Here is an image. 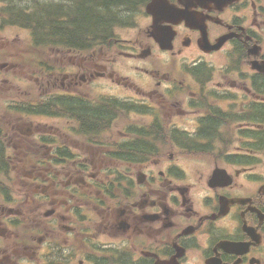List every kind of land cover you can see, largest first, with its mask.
<instances>
[{"label": "flooded vegetation", "instance_id": "1", "mask_svg": "<svg viewBox=\"0 0 264 264\" xmlns=\"http://www.w3.org/2000/svg\"><path fill=\"white\" fill-rule=\"evenodd\" d=\"M167 4L187 9L195 19L194 24L170 23L166 19H176L172 15L159 19L161 28L173 31L170 54L185 61L188 51L196 52L187 62L190 66L181 70L166 64L163 72L150 68L153 62L148 59L153 58L157 44L147 27L130 34V39H115L114 51L104 52L112 43L108 40L106 46L82 58L77 63L80 68L65 75H73L69 85H78L80 77L96 94L89 99L82 88L75 89L73 96L87 99L73 106L79 113L75 120L82 131L100 128L110 138L122 135L127 144L150 138L200 139L209 154V169L219 166L233 171L231 184L209 189L208 181L177 183L171 177L173 154L154 160L156 169L150 170L145 182L120 171L134 188L122 202L116 221L107 224L110 231L106 233L117 238L120 246L134 249L138 263L129 262L117 243H103L99 234L93 239L99 244H78L80 212L91 208L94 218L102 212L100 204L115 203L118 193L112 178L116 175L109 172L119 161L99 158L100 163L81 169L77 160L63 157L58 145L21 131L24 145L14 161L28 169L23 185L32 187L25 199L26 219L33 223L41 215L47 218L40 230L28 226L21 246L30 255L27 264H141L145 259L141 254L151 256L147 264H264V196L255 188L257 183L264 184V171L256 165L232 163L228 153L225 160L215 159L220 148L231 147L235 141H241L238 149L246 145L243 121L253 119L254 103L264 107V96L256 92V87L264 85V72L257 68L264 66V0H168ZM223 37L226 40L219 49L203 52V42L212 45ZM119 41H130L131 52ZM143 50L148 52L145 57ZM215 54L221 64L214 74L205 57ZM111 88L117 90L111 93ZM186 93L192 99L183 110L181 98ZM110 98L129 107L128 113L142 111V115L132 116L125 127L129 117L121 122L124 109L113 116ZM174 114L186 118L180 123L172 119ZM137 135L145 137L130 139ZM249 150L254 151L252 144ZM130 165L137 167L134 162ZM193 180L190 167L188 181ZM223 197L237 202L227 204ZM57 251L64 259L49 260Z\"/></svg>", "mask_w": 264, "mask_h": 264}, {"label": "rangeland", "instance_id": "2", "mask_svg": "<svg viewBox=\"0 0 264 264\" xmlns=\"http://www.w3.org/2000/svg\"><path fill=\"white\" fill-rule=\"evenodd\" d=\"M16 3V0H15ZM3 7L0 4V11ZM4 16L0 13V19ZM148 20L144 15L138 17L137 25L138 27H143ZM126 24H129L127 22ZM18 25H9L5 21H0V64L1 63H13L17 67L4 68L0 70V126H5V132L10 135V133H18V129L14 123H19L21 128H31L33 131L38 133L48 134L52 133L53 136L48 138L52 142H56L54 134H63L66 130H62L58 123V120L51 119L50 117L44 116H34L22 111L18 108L24 104L37 102L44 100L42 96L41 89L36 83L35 77L40 75V67L44 66L49 73L51 83L55 82V77L58 72V66L61 64V54L62 51H58L56 48H47L44 51H38L37 48H32L30 45V40L28 37V32L18 28ZM134 32V28L119 27L116 33L122 37L121 34L130 35ZM112 51H114L115 44L111 43ZM99 47V46H98ZM104 51V50H103ZM157 54L155 59L149 58L148 61H152L153 65H148L150 68L158 69L163 72L166 64L170 65L171 68L186 70L190 64L187 62L193 58L196 54L194 50L188 51L186 53L187 60L183 61L180 57L170 54L171 50L166 47L158 46L155 50ZM205 59L208 61L209 65L212 66L214 74L217 72L218 65L221 64V57L216 54L213 56H206ZM66 62L68 60L66 59ZM70 63V62H69ZM231 65V61L229 60ZM9 65V64H8ZM55 74V75H54ZM218 81V79H215ZM86 85L83 86L85 88ZM41 97V98H40ZM14 106L16 110H11L9 106ZM122 116L125 118L127 113H123ZM123 119V118H122ZM57 121V122H56ZM58 125V126H57ZM10 144L7 145L8 152H16L15 145L16 140H19L18 134L13 137ZM79 140H64L65 147L74 148ZM210 159L201 155L195 157H189L185 162H182L183 172L179 173L185 179L190 177V165L193 168V181L191 183H196L198 181H203L205 174L208 172ZM195 169L198 170V174ZM134 169H128L130 172ZM212 172H209L211 175ZM10 176H13L11 174ZM7 183L10 186L9 194L12 201L2 200L5 206H14L22 210V196L20 192H23L22 181L18 178V181ZM7 196V193L5 191ZM8 198V197H7ZM26 203V202H24ZM106 211H102L96 215L99 221L104 220V215ZM25 227H19L16 232L21 236H25Z\"/></svg>", "mask_w": 264, "mask_h": 264}, {"label": "trees", "instance_id": "3", "mask_svg": "<svg viewBox=\"0 0 264 264\" xmlns=\"http://www.w3.org/2000/svg\"><path fill=\"white\" fill-rule=\"evenodd\" d=\"M142 3L143 0H69L67 2L46 0L33 9L14 7L9 15L11 20L21 19L19 21H22L24 18L30 17L32 21L42 24L28 26L35 40L39 36L47 35L43 39L51 40L52 45L67 40V42H71V45L79 47L84 45L83 38L85 36H93L109 20L125 21L130 10H134V7L136 8ZM17 9H19V14L16 13ZM50 35L53 37L52 39ZM87 112L96 114L93 111ZM2 137L3 129L0 128V178L6 177L10 172ZM132 151L136 155L140 148H135ZM119 158L124 159L123 155H119Z\"/></svg>", "mask_w": 264, "mask_h": 264}, {"label": "water", "instance_id": "4", "mask_svg": "<svg viewBox=\"0 0 264 264\" xmlns=\"http://www.w3.org/2000/svg\"><path fill=\"white\" fill-rule=\"evenodd\" d=\"M154 16L157 17L158 14L157 13H154ZM180 16H182V15H180ZM183 17H184L185 20H187V18L185 16H183ZM215 47H217V46H215Z\"/></svg>", "mask_w": 264, "mask_h": 264}]
</instances>
